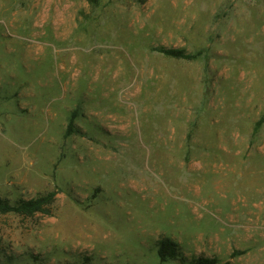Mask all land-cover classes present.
Here are the masks:
<instances>
[{
    "label": "rangeland",
    "instance_id": "1",
    "mask_svg": "<svg viewBox=\"0 0 264 264\" xmlns=\"http://www.w3.org/2000/svg\"><path fill=\"white\" fill-rule=\"evenodd\" d=\"M51 191L0 264H264V0H0V198Z\"/></svg>",
    "mask_w": 264,
    "mask_h": 264
},
{
    "label": "trees",
    "instance_id": "2",
    "mask_svg": "<svg viewBox=\"0 0 264 264\" xmlns=\"http://www.w3.org/2000/svg\"><path fill=\"white\" fill-rule=\"evenodd\" d=\"M158 52L175 58H183V59H191L192 56L184 53L183 50L180 49H165L158 48L156 49ZM57 196L56 191L48 192L47 194L40 195L36 198H32L29 200L20 199L14 203H11L7 199L0 198V214H15L22 217H31L37 213L50 215L51 214V206L55 201ZM158 256L161 263H165L172 259H177L182 257V254L177 251L176 245L166 239L160 242L158 249ZM217 261L214 258H198L193 259L188 264H216Z\"/></svg>",
    "mask_w": 264,
    "mask_h": 264
}]
</instances>
